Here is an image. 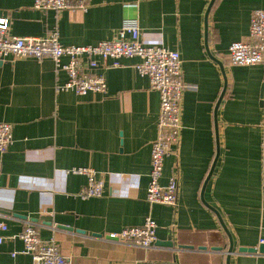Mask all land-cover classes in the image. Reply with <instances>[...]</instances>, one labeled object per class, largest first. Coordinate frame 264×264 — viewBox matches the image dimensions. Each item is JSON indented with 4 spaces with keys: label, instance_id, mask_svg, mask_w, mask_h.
<instances>
[{
    "label": "crops",
    "instance_id": "crops-1",
    "mask_svg": "<svg viewBox=\"0 0 264 264\" xmlns=\"http://www.w3.org/2000/svg\"><path fill=\"white\" fill-rule=\"evenodd\" d=\"M88 2L86 10L55 11L0 0V17L9 18L10 36L57 31L64 46L113 39L133 17L147 44L179 51L183 79L194 87L183 93L180 143L160 178L166 186L178 175L177 205L147 200L160 93L137 72L138 58L97 68L84 58L107 91L79 96L57 89L68 76L52 58L0 55V121L12 124L14 137L0 153V219L9 226L0 264H34L19 236L26 220L71 264H264V253L239 250L264 238V63L234 65L228 52L248 40L264 0ZM75 167L95 169L103 195L82 197L88 177L70 172ZM148 217L158 225L153 247L110 237Z\"/></svg>",
    "mask_w": 264,
    "mask_h": 264
},
{
    "label": "built area",
    "instance_id": "built-area-1",
    "mask_svg": "<svg viewBox=\"0 0 264 264\" xmlns=\"http://www.w3.org/2000/svg\"><path fill=\"white\" fill-rule=\"evenodd\" d=\"M38 10H86L88 0H34ZM9 18L0 17V55L15 58L34 57L52 58L57 68L67 72V80L58 84L59 91L71 90L79 96L90 92L105 94L107 81L104 75L86 71L84 58L90 68H97L101 62L109 59L138 58L135 64L137 72L147 76L151 88L160 93V116L158 120L159 137L152 146L150 179L147 187V200L151 203L177 205L179 177L173 175L166 186L160 184L163 175L165 156L180 143L182 132L183 93L194 86L183 79L181 55L178 50L162 45L147 44L142 38L138 18H126L117 37L91 45L64 46L58 32L47 37L10 36ZM234 65H253L264 63V9L254 11L248 40L233 41L228 48ZM67 57L68 61L63 62ZM13 128L9 122L0 121V153H5L13 142ZM264 164V154L262 156ZM70 172L85 174L88 177L86 187L80 192L84 198L101 196L105 183L97 178V171L91 167H75ZM2 170L0 168V179ZM0 216H3L0 212ZM23 231L19 234L24 243L23 253L30 254L34 264H71L55 240L44 241L39 236L37 226L26 220ZM9 226L0 219V245L6 240L4 232ZM158 225L148 217L143 225L130 226L120 232L111 233V238H120L124 242L145 249L154 246L157 240ZM2 232V233H1ZM264 243V238L260 239ZM16 253H13L15 256Z\"/></svg>",
    "mask_w": 264,
    "mask_h": 264
},
{
    "label": "water",
    "instance_id": "water-1",
    "mask_svg": "<svg viewBox=\"0 0 264 264\" xmlns=\"http://www.w3.org/2000/svg\"><path fill=\"white\" fill-rule=\"evenodd\" d=\"M170 245H173V243L170 242ZM190 247H192V246H190ZM201 247L202 248H206V246H201ZM216 248H218V247H216ZM239 250L241 252H258V251H260V252L264 253V243H261L259 248H255V247H240Z\"/></svg>",
    "mask_w": 264,
    "mask_h": 264
}]
</instances>
